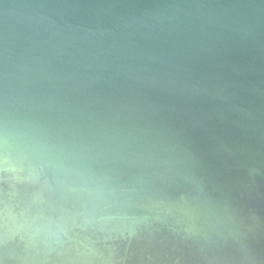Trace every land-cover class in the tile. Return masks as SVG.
Returning <instances> with one entry per match:
<instances>
[{"label": "water", "instance_id": "water-1", "mask_svg": "<svg viewBox=\"0 0 264 264\" xmlns=\"http://www.w3.org/2000/svg\"><path fill=\"white\" fill-rule=\"evenodd\" d=\"M5 131L105 191L13 155L0 264H264V0H0Z\"/></svg>", "mask_w": 264, "mask_h": 264}, {"label": "clouds", "instance_id": "clouds-1", "mask_svg": "<svg viewBox=\"0 0 264 264\" xmlns=\"http://www.w3.org/2000/svg\"><path fill=\"white\" fill-rule=\"evenodd\" d=\"M13 155L23 159L29 166L39 169V178L44 183L55 185L60 193V207L66 212L68 210L64 207V203L69 198H95L98 200L105 191L102 184L90 183L87 179H81L80 183L73 180L71 175L73 170L65 167L61 158L46 144L29 140L23 135L13 137L7 131L0 134V180H7L8 164ZM78 175L83 177L82 173ZM30 204V200L24 201L25 208L29 207ZM5 209H7V205H5ZM76 214L83 216L86 223L90 222L88 220L90 213L87 209ZM7 223L5 217V227H7ZM17 227L30 234L33 231L31 222L27 217Z\"/></svg>", "mask_w": 264, "mask_h": 264}]
</instances>
